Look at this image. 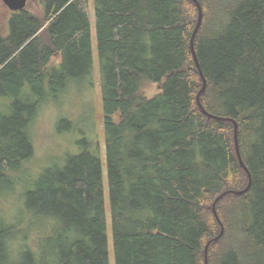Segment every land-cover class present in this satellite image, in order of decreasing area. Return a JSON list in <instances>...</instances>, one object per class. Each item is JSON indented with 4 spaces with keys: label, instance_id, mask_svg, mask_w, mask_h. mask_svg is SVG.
<instances>
[{
    "label": "trees",
    "instance_id": "16d2710c",
    "mask_svg": "<svg viewBox=\"0 0 264 264\" xmlns=\"http://www.w3.org/2000/svg\"><path fill=\"white\" fill-rule=\"evenodd\" d=\"M41 6L0 36V193L23 181L46 90L93 68L89 0ZM95 20L115 264H264V0H95ZM82 144L26 193L53 227L36 250L0 214V264H110L102 160Z\"/></svg>",
    "mask_w": 264,
    "mask_h": 264
},
{
    "label": "rangeland",
    "instance_id": "374dc122",
    "mask_svg": "<svg viewBox=\"0 0 264 264\" xmlns=\"http://www.w3.org/2000/svg\"><path fill=\"white\" fill-rule=\"evenodd\" d=\"M41 1L29 0L27 8L39 12L42 7ZM89 4L92 27V71L86 77L71 81L63 91L57 94L52 93L49 89L46 90L47 97L43 98L36 118L29 125L35 154L24 163L23 171L19 174L23 178L22 183L14 186L12 190H5L0 193V214L11 221V224L20 223L19 231L14 238V241L19 243L17 246L28 245V247L36 250L39 240L50 236L53 227L51 228V223L47 221L41 222L42 225L37 224L36 218L27 212L24 202L26 193L33 188L35 180L45 168L63 165L69 155L81 152L84 148L82 142L87 141L89 149L96 151L102 160L108 234L110 237V264H115L95 0H89ZM11 14L12 11L3 0H0V36L8 33ZM59 60L60 55H57L53 58L52 63L57 64ZM24 91L29 92V87H26ZM144 91L149 96H153L160 91V86L151 83ZM11 101L12 98L7 103L10 104ZM3 102L5 99L0 98V109ZM13 184L15 185V183L9 185L12 186ZM15 242L11 243L13 247Z\"/></svg>",
    "mask_w": 264,
    "mask_h": 264
},
{
    "label": "water",
    "instance_id": "95a60500",
    "mask_svg": "<svg viewBox=\"0 0 264 264\" xmlns=\"http://www.w3.org/2000/svg\"><path fill=\"white\" fill-rule=\"evenodd\" d=\"M28 1L29 0H3V2L5 3V5L13 12L16 11H20L23 9H26L28 6ZM202 20V12L200 11V20H199V24L201 23ZM198 24V25H199ZM197 30V29H196ZM194 42V37L192 40V43ZM205 87V86H204ZM238 126L236 125V130H237ZM241 163L244 165V162L241 160ZM215 207V205H214ZM217 239H219V236L217 237ZM208 252V246L206 248V254Z\"/></svg>",
    "mask_w": 264,
    "mask_h": 264
}]
</instances>
